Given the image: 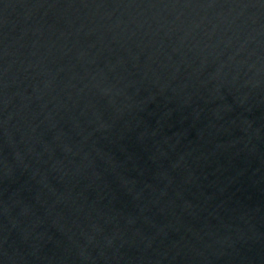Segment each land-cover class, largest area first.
<instances>
[{
	"label": "water",
	"instance_id": "95a60500",
	"mask_svg": "<svg viewBox=\"0 0 264 264\" xmlns=\"http://www.w3.org/2000/svg\"><path fill=\"white\" fill-rule=\"evenodd\" d=\"M0 264H264V0H0Z\"/></svg>",
	"mask_w": 264,
	"mask_h": 264
}]
</instances>
